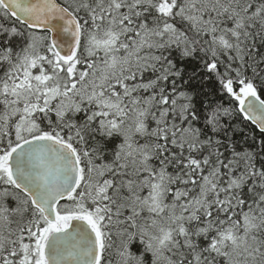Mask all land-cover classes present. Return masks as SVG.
<instances>
[{"label": "snow or ice", "instance_id": "obj_1", "mask_svg": "<svg viewBox=\"0 0 264 264\" xmlns=\"http://www.w3.org/2000/svg\"><path fill=\"white\" fill-rule=\"evenodd\" d=\"M262 96L264 0H0V264H264Z\"/></svg>", "mask_w": 264, "mask_h": 264}, {"label": "trees", "instance_id": "obj_2", "mask_svg": "<svg viewBox=\"0 0 264 264\" xmlns=\"http://www.w3.org/2000/svg\"><path fill=\"white\" fill-rule=\"evenodd\" d=\"M188 70L189 71H192L193 70L192 66H189ZM207 87L208 88H211V87H213V85L212 84H208ZM262 98H264V96H262ZM225 103H227L226 100H225ZM237 123H238L239 127L240 128H243V130L246 133H248V134H252L253 132H255V133H258L259 132V130L254 125H252L249 121L244 122V123H241L240 121H238ZM245 123L247 124V127L244 126ZM237 138L238 139L240 138L238 134H237Z\"/></svg>", "mask_w": 264, "mask_h": 264}, {"label": "water", "instance_id": "obj_3", "mask_svg": "<svg viewBox=\"0 0 264 264\" xmlns=\"http://www.w3.org/2000/svg\"><path fill=\"white\" fill-rule=\"evenodd\" d=\"M250 122V121H249ZM251 123V122H250ZM255 126V125H254ZM259 130V129H258Z\"/></svg>", "mask_w": 264, "mask_h": 264}]
</instances>
